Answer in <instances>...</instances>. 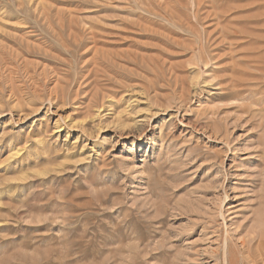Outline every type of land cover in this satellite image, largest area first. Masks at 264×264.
Masks as SVG:
<instances>
[{
    "label": "rangeland",
    "instance_id": "374dc122",
    "mask_svg": "<svg viewBox=\"0 0 264 264\" xmlns=\"http://www.w3.org/2000/svg\"><path fill=\"white\" fill-rule=\"evenodd\" d=\"M263 252L264 0H0V264Z\"/></svg>",
    "mask_w": 264,
    "mask_h": 264
},
{
    "label": "bare ground",
    "instance_id": "6f19581e",
    "mask_svg": "<svg viewBox=\"0 0 264 264\" xmlns=\"http://www.w3.org/2000/svg\"><path fill=\"white\" fill-rule=\"evenodd\" d=\"M261 69V68H260ZM26 205V204H25ZM34 205H35V203H34ZM30 207V206H29ZM39 220V219H38ZM47 226V225H46ZM250 250V249H249ZM262 251V250H261ZM264 253V252H263ZM263 253H262V255H263ZM259 256L261 257V254H259ZM248 257V256H247ZM249 257H251V262L253 263V264H257L258 263V259H259V257H258V255H255V256H249ZM263 257H264V255H263ZM259 264V263H258Z\"/></svg>",
    "mask_w": 264,
    "mask_h": 264
}]
</instances>
